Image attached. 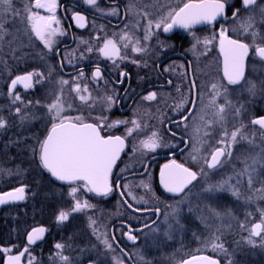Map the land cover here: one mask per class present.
<instances>
[{
	"label": "flooded vegetation",
	"instance_id": "obj_1",
	"mask_svg": "<svg viewBox=\"0 0 264 264\" xmlns=\"http://www.w3.org/2000/svg\"><path fill=\"white\" fill-rule=\"evenodd\" d=\"M187 2L96 0L94 5H90L86 0H55L54 11H49L47 8H35L34 0L28 1L32 12L39 16L54 15L58 23L53 22L51 27L59 31L51 37V50L31 30V35L23 38L18 35L14 44L2 51L0 70L8 76H3L6 82L0 85V116L9 123V135L20 138L16 144L18 155L25 156L24 160L28 162H19L17 169L23 166L31 169L34 187L22 183L10 188L25 186L26 197L22 203L0 208L15 209L18 214L16 231L20 239L10 252L3 255L0 264L7 255L23 249H27L24 264L31 260L39 262L56 249L57 244L63 245L67 253L76 247L81 250L92 245L94 256L85 259L84 264H119V256L121 264H140L142 256L156 255L144 249V234L158 225L169 208L182 198L192 195L196 199H204L212 212H232L238 218L245 217L246 201L253 204L259 201L253 194L256 191L248 188L241 163L233 158L226 159V155L221 157V164L216 168L207 167L205 158L210 159V154L220 145L212 142L211 132L198 130L199 127L202 130L209 127L214 111L219 105H224V111L237 124L229 133L243 125L239 134L241 138L255 139L264 144V130L252 123L264 117V108H260L257 102L243 105L256 95L245 91L261 85V74H264L261 67L264 58L259 57L253 47L254 43L264 47V0H256L247 8L242 0H222L224 15L217 16L211 23L205 21L190 28L173 25L165 32L164 25L171 22L169 11H178ZM237 9L239 11L233 16ZM76 13L84 19L78 21ZM149 21H152L150 28ZM156 23H161V27L156 28ZM249 23L252 27L245 31ZM222 30L226 37L250 46L244 61L243 77L236 84H230L224 73V56L220 48ZM107 40L115 43L119 49L118 56H105L100 51ZM205 41L211 43L206 44ZM134 47L145 51L135 52ZM89 48L92 51H88ZM97 68L102 75L94 79L93 73ZM28 72H40L43 79L37 83L38 78L33 76L31 88H26L23 83L11 87L13 79ZM253 80H258V83ZM62 81H68L63 84L68 91H74L77 84L81 88L79 93L69 94L64 117L71 118L73 123L80 117L83 123L97 125L101 136H120L124 140L123 149L112 167L110 191L106 194L89 191L82 180H59L41 165L39 143L50 132L52 123H59L58 119L54 121L48 115L49 120L47 117L46 123H41V117L31 114L28 119H36L27 126L25 118H21L25 117L24 112L31 113L35 107L48 108L54 103L53 92ZM212 85H216V90ZM217 91L219 96H216ZM153 92L156 93L155 99L146 100L145 97ZM16 95L20 99L13 102ZM80 95H90V99L81 101ZM214 96L215 103H212ZM108 97H111V102ZM180 104L184 107L177 110ZM10 105H15L13 112L6 110L5 106ZM17 108H20L19 113ZM132 121L138 122L139 128ZM129 129L132 130L130 135ZM154 132L160 147L155 150L144 148L141 141L148 140ZM238 152L240 150L236 148L234 156ZM245 152L242 155L244 159L248 148ZM173 160L196 173V179L182 193H170L161 183V170ZM227 162L229 166L221 178H213V173ZM229 176L232 177L231 183L237 184L235 192L217 190V182ZM73 187L77 191L71 195ZM32 190H35L34 195ZM77 200L87 202L91 207L74 214L70 209ZM58 208H62L61 211L69 208V220L64 223L49 220L53 214L58 217L61 212ZM257 209L251 211L253 218L261 220L255 224L264 223V206ZM191 224L187 218L186 232L182 234L186 239L195 231ZM40 226L46 227L44 240L30 245L27 240L29 232ZM245 232V228H238L224 241V247L228 250L243 249L246 245L253 246L249 238L256 241L264 235L261 231V235L254 237L249 231L246 237ZM130 235L135 239H129ZM105 240L111 248L105 245ZM164 246L167 245H163V251ZM203 255L217 259L220 264H227L229 259L211 252L195 253L180 264Z\"/></svg>",
	"mask_w": 264,
	"mask_h": 264
},
{
	"label": "snow or ice",
	"instance_id": "obj_2",
	"mask_svg": "<svg viewBox=\"0 0 264 264\" xmlns=\"http://www.w3.org/2000/svg\"><path fill=\"white\" fill-rule=\"evenodd\" d=\"M90 5H94L96 0H86ZM243 5L247 8L250 5H254L256 0H242ZM0 4H3L4 11H12L11 0H0ZM35 8H47L49 11H54L56 7L55 0H47V2H41V0H34ZM25 11L29 12L27 19L31 22V30L35 35L44 42L46 47L51 50L52 39L59 29L52 28L51 25L56 21V17H44L39 16L37 13L32 12L31 9L25 8ZM225 11V4L222 0H188L184 3L183 7H180L178 11H169L168 17H170L171 22L164 25V31L167 32L171 30L173 25H179L184 28H190L193 24L201 22L214 21L217 16H223ZM237 9L233 12V16H236ZM18 14V13H17ZM78 21L84 18L75 14ZM145 15H147L145 13ZM250 19V18H249ZM162 23V22H161ZM161 23H156L155 27L160 28ZM83 26V25H81ZM149 28L152 26V21L148 22ZM3 25L0 24V28ZM252 25L249 23L245 27V31L251 28ZM150 35V33H149ZM253 35H255L253 33ZM124 37H122L123 39ZM148 37L146 36L145 39ZM137 43H139L137 41ZM206 44L211 43V41H205ZM249 45L242 43L238 40H232L225 36L224 31L220 32V48L224 54V73L228 78L230 84H236L242 77L244 73V61L249 53ZM253 47L257 55L264 58V47L253 44ZM88 51H92L91 48ZM100 51L105 55H119V49L116 47L112 40H107L100 49ZM133 51L143 52L145 49L141 47H134ZM101 72L99 68L93 73V78L101 77ZM36 76L37 83L41 82L43 79V74L40 72H28L24 75L17 76L11 81V87L15 88L18 83H23L26 88L33 87L32 79ZM83 76V73H81ZM62 84H67L68 81H62ZM213 90H216V85H212ZM74 91L79 93L81 91L80 85L77 84ZM84 91H87L85 87ZM220 93L217 91L216 96ZM156 97V93H150L146 100H153ZM16 100H19V95L15 96ZM79 99L81 101H87L90 99L89 96L80 95ZM216 97L212 99V103H215ZM108 101L111 102V97H108ZM38 103V102H37ZM183 104L177 105V110L182 109ZM48 111L52 114V119L59 120V123H52L51 130L48 135L39 143V160L41 165L47 169L54 177L59 180L75 182V181H85V187L89 191H97L107 193L110 191L109 177L111 175L112 167L119 157L120 152L124 146V140L120 136H108L104 137L100 135L99 128L94 124H86L82 122V118L77 117L76 122H71V118L62 117V112L64 111V106L60 102V97H57L56 101L48 105ZM16 112H20V108L16 109ZM224 112V105H219L217 107V116L222 122ZM116 123H127V122H116ZM135 127L139 128V124L136 121H132ZM254 125H259L261 130H264V117H260L252 121ZM7 121L0 118V128L5 127ZM241 128L236 129L230 133V139L232 142L237 140L238 135L241 132ZM132 130H128L130 135ZM229 138V133L225 132L224 137L218 141L220 145L211 154L210 159L205 158V164L208 168H216L221 164V157L230 156L231 152L227 151L230 145L226 144V140ZM243 138V137H242ZM144 148L149 150H155L160 147L159 141L157 139V134L154 132L148 138V140L141 141ZM198 151V149H197ZM193 159L196 157L193 156ZM255 163V161H254ZM161 183L164 188L170 193H182L185 188L196 179V173L183 165L176 164L173 160L170 164L164 165L160 173ZM227 183V182H225ZM249 184H251V179H249ZM223 185H218L217 187H222ZM147 187V185H145ZM209 190H212L210 187ZM77 191L76 187L71 189V195H74ZM24 189L18 188L14 192L5 193L0 196V203H4V197L8 200H22ZM123 195V193H122ZM129 195H131L129 193ZM135 199V197H133ZM91 207L87 202L81 203L79 200L75 202L72 209L73 212L81 211L85 208ZM69 218V213L61 211L58 215L59 221H65ZM264 220V217H262ZM95 223L94 221L92 222ZM45 231L43 228L33 229L32 233L29 234L28 240L30 243H34L37 239H40L41 234ZM261 231H264V223H258L253 225L252 233L253 235H261ZM129 239L134 240V236H129ZM251 243V240L249 241ZM105 245L111 248V244L107 240L104 241ZM57 249H62L64 246L57 244L55 246ZM214 248L220 247L222 245H213ZM8 251V249H4ZM27 250V249H26ZM25 250V251H26ZM23 255L9 257L8 264H19L20 258ZM60 259L68 264V258L65 256H60ZM207 260L208 264H218L216 260H211L209 258H203ZM185 264H190V262H185Z\"/></svg>",
	"mask_w": 264,
	"mask_h": 264
},
{
	"label": "rangeland",
	"instance_id": "obj_3",
	"mask_svg": "<svg viewBox=\"0 0 264 264\" xmlns=\"http://www.w3.org/2000/svg\"><path fill=\"white\" fill-rule=\"evenodd\" d=\"M29 0H11V8L12 11H4V5L0 4V24L3 25L2 28H0V62L3 61L1 51L8 47V45L14 44V41L16 38H18V35H21V38L31 35V22L27 19V16L29 15V12L25 11V8L31 9L28 3ZM32 11V10H31ZM18 13V14H17ZM7 66H9L6 63ZM262 68H264V64L261 65ZM6 73V72H5ZM8 74V70H7ZM259 79V78H258ZM256 84L258 83V80H253ZM260 82V81H259ZM264 74H261V85H259L254 90L245 91L247 93H253L256 94L249 98V100L244 102L243 105H253V103L257 102V104L260 105V108H264ZM263 90V91H262ZM74 91H68L65 86L61 83V86H58L57 89L53 92V98L57 99V97H60V102L64 106V111L62 112V117L66 115L67 112V103L70 100L69 94L73 95ZM11 101V100H10ZM16 101L15 97L14 100ZM11 101V102H12ZM12 102V103H13ZM258 105V106H259ZM15 105L5 106L7 107V112L14 111ZM33 108V107H32ZM1 109V107H0ZM3 109V108H2ZM35 109V110H34ZM31 110V113L24 112L25 117V124H28L27 126H30L34 122V120L37 117H41V123H46V118L50 117L52 118L51 113H49L48 108L45 107H35ZM240 109V108H239ZM238 109V110H239ZM27 114V115H26ZM36 116L34 120L28 119L31 116ZM223 121L221 122L217 116V111H214L213 119L209 125V127H204L203 130L201 127H199V132L203 133L205 130L208 132H211L212 135V142L214 144H217L218 141H220L224 137V133H229V130L235 125V122H233V119L229 117V113L224 111L223 112ZM48 117V120H49ZM0 118H2L0 116ZM23 120V119H22ZM7 121V120H5ZM24 121V120H23ZM8 122L5 127L0 128V140L1 136H5L6 133L9 134L7 131ZM18 124H20L18 122ZM201 125V124H200ZM237 125V124H236ZM235 125V126H236ZM199 126V125H198ZM28 130V129H27ZM7 135V134H6ZM11 140L16 142V140H20V138H15L12 134H10ZM226 144L230 145L229 148H227V151L231 152L230 156H226V159H232L235 160L237 163H241L240 165L245 168V174L247 178V182L249 184V179H251V186L248 185L249 189H254L256 192L253 193L259 201H256V204L250 203L249 201L245 202L246 207V213L244 218H238L233 214L232 212L221 214V213H215L210 210L209 204H206V201L204 199H196L195 196L190 195L188 198H182L181 200L175 202V205L173 208H169L166 215L162 218L160 223L150 229L147 233L144 234L142 243H144V249L148 253H154L149 254L147 256H142L140 258V264H180L184 259L188 258L192 254L198 253H207L211 252L217 255H221L223 258L228 259L227 264H236L234 262V258L232 256L233 249H226L224 247V241L228 240V236L232 233H236L238 228H245V230H248L251 232L253 225L257 221H261L260 219H255L252 217L251 211L258 210L257 208H263L264 202V144L260 143V141H257L255 139H244L241 138L239 135L237 137V140L235 142H232L230 139V133L229 138L226 140ZM4 145H6V140H4ZM247 147L249 152L245 156V159L242 157L243 154H246L247 148H241V147ZM238 148L240 152L237 153L236 156H234V150ZM245 152V153H244ZM255 161V163H254ZM229 166V162L226 163V165L222 166V168L218 169L213 173V178H221L223 175L222 172L225 171V169ZM8 168V167H7ZM7 168L1 167L0 170L2 171V174L5 176L0 181L5 182L2 183V185H13L19 179H22V176L20 172L17 171H7ZM260 175V176H259ZM232 177H225L223 180L217 182L218 185H223L222 187H215L217 190H224L227 192H235L236 183L232 184L231 179ZM227 182V183H225ZM17 186V185H16ZM15 186V187H16ZM198 191V190H197ZM35 190H32V195H34ZM185 199V200H184ZM64 212H67L69 208H64ZM59 211L62 210V208H58ZM72 210V209H70ZM83 210H88V208H85ZM261 210V209H260ZM82 211V210H81ZM80 211L73 212L74 214H79ZM186 214H189L187 216ZM49 218V217H48ZM70 218V214H69ZM68 218V220H69ZM187 218L190 219L192 222L191 226L193 229H195L192 237L189 239H186L183 237V233L186 232L185 228H187ZM50 221H59L58 217L53 214L52 217L49 218ZM66 221V220H65ZM65 221H59L64 223ZM248 239V238H247ZM251 240V243L253 247L256 248H262L258 250L257 255H260V253L264 254V242L259 241L256 242L252 238L248 239ZM194 241V243H191ZM159 243V245H158ZM163 245L164 251H163ZM213 245H222V248L217 247L214 248ZM89 247L85 249L78 250V247L74 249H70L69 252L65 250V247L62 249H52L51 252H49L48 256H46L45 259H42L41 261H30L28 264H65V261L60 259V256H65L68 258V264H84V260L87 258H91L94 256V247L92 245H88ZM14 248V245H11V241L7 242L6 246L0 247V255H4L8 252H10L11 249ZM4 249H8V251H5ZM139 249V248H138ZM137 249V250H138ZM136 250V251H137ZM256 252V251H255ZM236 253V252H235ZM159 254V258L158 255ZM253 254V253H252ZM166 255V256H165ZM253 256V255H252ZM118 263H122V259L117 257ZM245 259L243 258V261ZM255 260L253 263H256ZM259 262V259H258ZM245 264V263H244Z\"/></svg>",
	"mask_w": 264,
	"mask_h": 264
},
{
	"label": "trees",
	"instance_id": "obj_4",
	"mask_svg": "<svg viewBox=\"0 0 264 264\" xmlns=\"http://www.w3.org/2000/svg\"><path fill=\"white\" fill-rule=\"evenodd\" d=\"M2 51H1V55H2ZM3 76L7 77L8 75H6L5 72H2L0 70V85L6 82V79H3ZM6 134L4 138L3 136H1V140H0V168L8 167L7 168V171L9 170L8 172L18 170V172H20V174L23 176H22V179H19V181H17L13 185H2V183H5V182L0 181V192L13 188L16 185L22 184V183H27L28 185L32 187L34 185L33 183L34 178L32 177L31 169L27 166H23L20 169L19 168L17 169V164L19 162H23V163L28 162L24 160L25 156H20V154L18 155V148H17L18 145H16L18 140L14 142L13 140H11L10 135L8 133ZM4 140H6V145H4ZM6 175L7 174H5V176ZM5 176L2 174V171L0 170V180ZM16 216H18V214L15 212L14 208H7V209L0 210V247L6 246L8 241H11V245L13 244L14 246H16L18 242H20V239L18 238L17 236L18 234L16 231V227H17L16 226V219H17ZM245 236L246 237L249 236L248 230H246ZM261 239L256 240V242H259V241L264 242V235ZM260 249L262 248H256V247L249 246V245H246L245 248L243 249H233V251L236 252V253L233 252L232 254L234 258V262L236 264H244V263L245 264H264V254L262 255L260 253V255H257V253L259 252L258 250ZM2 257L3 255H0V261L2 260ZM243 258L245 259L244 261H243ZM258 259H259V262H258ZM255 260L257 262L253 263Z\"/></svg>",
	"mask_w": 264,
	"mask_h": 264
},
{
	"label": "water",
	"instance_id": "obj_5",
	"mask_svg": "<svg viewBox=\"0 0 264 264\" xmlns=\"http://www.w3.org/2000/svg\"><path fill=\"white\" fill-rule=\"evenodd\" d=\"M224 56V54H223ZM246 58V57H245ZM18 188H23L24 189V192H23V196L24 198L22 200H8L7 197H4L5 199V202L4 203H0V208L6 206V205H9V204H13V203H22L26 197V187L25 186H19L17 188H14V189H10V190H7V191H3V192H0V196H3L5 193H9V192H14L16 189ZM39 228H43L45 229V231L41 234V237L40 239H37L34 243H30L29 240H28V237H27V240H28V243L30 245H35V244H38L40 242H42L45 238V235H46V227L44 226H40V227H36L34 229H39ZM33 231V229L29 232V234H31ZM28 234V236H29ZM254 237H258L256 235H253ZM26 249H23L22 251L20 252H16V253H12V254H9L5 257L4 259V262L3 264H8V258L9 257H14V256H17V255H20L21 253H23V255L21 256L20 258V261H19V264H24V255L26 253L25 251ZM203 258H209L211 260H216L218 262V264H220V262L215 259V258H212L210 256H206V255H203V256H197V257H194V258H191V259H188L187 261L185 262H190V264H208L207 260L203 259ZM185 262L183 264H185Z\"/></svg>",
	"mask_w": 264,
	"mask_h": 264
}]
</instances>
